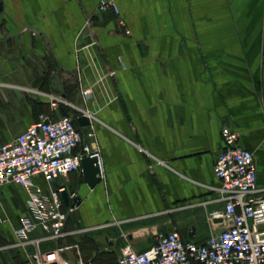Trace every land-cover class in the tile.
<instances>
[{"label": "crops", "instance_id": "crops-1", "mask_svg": "<svg viewBox=\"0 0 264 264\" xmlns=\"http://www.w3.org/2000/svg\"><path fill=\"white\" fill-rule=\"evenodd\" d=\"M114 1L119 14L101 0H0V145L41 114L96 116L101 179L91 187L82 169L52 182L75 208L63 237L38 244L75 263L115 264L160 232L197 242L218 233L213 166L225 125L254 151L264 186V0ZM53 95L73 105L57 111ZM27 211L23 187L0 188V264L36 263V246L15 234Z\"/></svg>", "mask_w": 264, "mask_h": 264}, {"label": "built area", "instance_id": "built-area-1", "mask_svg": "<svg viewBox=\"0 0 264 264\" xmlns=\"http://www.w3.org/2000/svg\"><path fill=\"white\" fill-rule=\"evenodd\" d=\"M100 8L120 13L114 0H101ZM119 24L130 33L123 18ZM81 92L86 99L92 96L91 86H82ZM63 103L70 104L66 98L52 96L55 110L59 111ZM82 115L90 121L84 129L78 123ZM94 118L88 108L72 114L60 112L53 117L41 114L21 134L0 145V188L13 183L27 192L28 211L15 234L20 244L36 246L31 255L35 264H83L67 259L59 246L39 250L38 244L41 239L63 237L68 215L75 208L72 204L65 210L62 192L66 190L52 187V182L73 170H82L85 157L96 158L102 172ZM221 135L223 144L213 166L220 183L213 189L219 192L217 199L223 207L211 212V218L222 220L221 230L201 242L185 240L176 230L160 232L148 249L127 245L115 264H264V186L258 184L255 153L239 143L240 132L230 125L222 127ZM39 176L49 184L48 189L36 181ZM38 229L44 232L43 236L31 238Z\"/></svg>", "mask_w": 264, "mask_h": 264}, {"label": "water", "instance_id": "water-1", "mask_svg": "<svg viewBox=\"0 0 264 264\" xmlns=\"http://www.w3.org/2000/svg\"><path fill=\"white\" fill-rule=\"evenodd\" d=\"M79 122L81 124H89V118L85 115L79 117ZM97 159L92 157H85L82 159V169L84 173L85 181L94 187L101 179L100 167L96 164ZM63 198L66 203L69 202V197L66 191L62 192ZM75 200L73 201V203Z\"/></svg>", "mask_w": 264, "mask_h": 264}]
</instances>
